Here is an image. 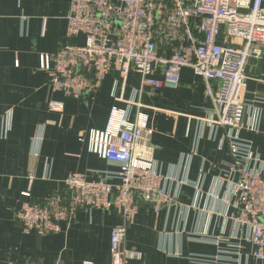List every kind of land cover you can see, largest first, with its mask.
<instances>
[{
    "label": "crops",
    "instance_id": "obj_1",
    "mask_svg": "<svg viewBox=\"0 0 264 264\" xmlns=\"http://www.w3.org/2000/svg\"><path fill=\"white\" fill-rule=\"evenodd\" d=\"M70 2L0 0V264H110V231L121 222L116 210L79 211L58 233L47 235L22 234L13 217L23 202L63 192L71 173L116 184L118 167L88 152L87 132L105 130L113 108L126 112L130 122L135 117L136 109L127 104L138 86L132 71L123 88L114 71L93 96L72 100L54 93L63 109L48 110L51 94L40 56L65 42H84L82 35L66 38ZM245 73L244 98L256 109V132L241 130L239 138L250 141L264 160V102L254 101L264 99V58L250 59ZM204 90L203 80L184 68L177 89L148 90L141 99L153 134L150 148L137 152L156 162L176 204L156 215L152 206L139 203L124 244L129 264H263L244 241L245 231L228 219L236 213V177L226 130L204 121L210 108ZM224 177L230 182L222 183ZM29 188L26 199L21 194Z\"/></svg>",
    "mask_w": 264,
    "mask_h": 264
},
{
    "label": "built area",
    "instance_id": "obj_2",
    "mask_svg": "<svg viewBox=\"0 0 264 264\" xmlns=\"http://www.w3.org/2000/svg\"><path fill=\"white\" fill-rule=\"evenodd\" d=\"M66 19V38L82 35L84 42H65L55 53L40 56L39 69L47 74L51 94L48 110L63 109V102L52 99L54 93L72 100L93 96L114 71L123 88L132 71L138 86L135 100L127 104L136 109L135 117L130 122L126 112L113 108L105 130L87 132L88 152L118 167L117 183L69 174L63 192L39 203L25 201L14 211L20 232L55 234L79 211L116 210L121 222L110 231V264H129L132 256L124 244L139 203L152 206L156 215L176 204L156 162L137 152L150 148L153 134L140 111L141 99L148 90L177 89L181 70L187 68L205 84L210 108L204 121L226 130L238 198L236 213L228 219L245 231L253 257L264 264V160L250 141L239 138L241 130L256 132V109L244 98L245 71L250 59L264 58V0H71ZM33 179L29 176L30 183ZM220 181L230 182V177ZM29 191L21 195L29 199Z\"/></svg>",
    "mask_w": 264,
    "mask_h": 264
},
{
    "label": "rangeland",
    "instance_id": "obj_3",
    "mask_svg": "<svg viewBox=\"0 0 264 264\" xmlns=\"http://www.w3.org/2000/svg\"><path fill=\"white\" fill-rule=\"evenodd\" d=\"M234 42L237 43V44H241L242 43L241 40H235Z\"/></svg>",
    "mask_w": 264,
    "mask_h": 264
}]
</instances>
